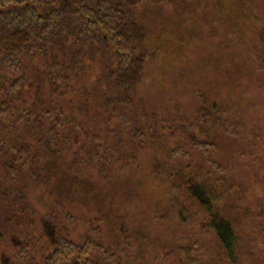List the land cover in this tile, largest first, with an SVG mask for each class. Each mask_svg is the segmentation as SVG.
Returning a JSON list of instances; mask_svg holds the SVG:
<instances>
[{"label":"trees","instance_id":"16d2710c","mask_svg":"<svg viewBox=\"0 0 264 264\" xmlns=\"http://www.w3.org/2000/svg\"><path fill=\"white\" fill-rule=\"evenodd\" d=\"M256 1L0 0V264H131V256L141 264L148 230L143 220L130 228L124 204L115 205L119 194L144 197V170L125 175L134 146L163 153L150 156L146 179L162 186L159 205L176 223L191 209L204 214L218 248L211 264H264L237 234L250 222L264 238V208L256 215L242 203L234 174L195 168V154L188 161L187 147L208 166L216 142L177 125L183 117L136 113L148 20L165 7L173 14L164 20H192L211 4L228 21H254ZM119 120L129 124L123 137Z\"/></svg>","mask_w":264,"mask_h":264},{"label":"rangeland","instance_id":"374dc122","mask_svg":"<svg viewBox=\"0 0 264 264\" xmlns=\"http://www.w3.org/2000/svg\"><path fill=\"white\" fill-rule=\"evenodd\" d=\"M169 11L165 7L156 19L147 21L151 36L143 47L149 56L136 91L143 107L136 113L141 115L148 108L159 109L170 119L183 117L187 121L180 119L177 125L186 123L188 129L201 130L205 144L216 142L208 166L204 157L189 147L188 161L195 154V168L203 164L213 173L220 171L233 178L234 174L244 185L242 203L257 215L264 208V0L256 1L254 21H228L223 18L224 11L212 9L211 4H206L196 18L179 23L169 17L163 19L173 14ZM96 74L86 79V85L93 88ZM214 103L220 106V112L213 108ZM116 128L123 137L129 124L119 120ZM106 136L113 137L109 133ZM177 138L188 144L184 134ZM132 149V156L124 160L128 169L125 175L131 178L144 170V197L129 200L119 194L115 205L121 208L124 204L130 228H137L143 220L148 230L141 240L144 256L139 263L177 264L181 260L182 264H211L218 248L212 232L201 226L204 214L191 209L189 216L176 223L173 212L159 205L162 186L156 180L147 183L150 156L163 153L138 150L136 146ZM119 176L121 173H115L113 182ZM251 224L237 227L241 229L237 232L239 248L253 251L263 263L264 238ZM138 243L140 240L132 247ZM128 261L136 264L133 256Z\"/></svg>","mask_w":264,"mask_h":264},{"label":"bare ground","instance_id":"6f19581e","mask_svg":"<svg viewBox=\"0 0 264 264\" xmlns=\"http://www.w3.org/2000/svg\"><path fill=\"white\" fill-rule=\"evenodd\" d=\"M96 138H98V137H96Z\"/></svg>","mask_w":264,"mask_h":264}]
</instances>
